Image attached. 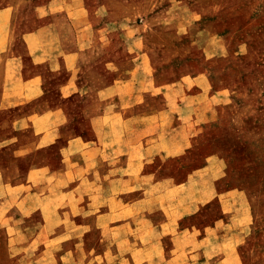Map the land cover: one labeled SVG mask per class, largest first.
<instances>
[{
    "label": "rangeland",
    "instance_id": "1",
    "mask_svg": "<svg viewBox=\"0 0 264 264\" xmlns=\"http://www.w3.org/2000/svg\"><path fill=\"white\" fill-rule=\"evenodd\" d=\"M129 91L135 107L113 103ZM54 110L50 145L36 132L52 129ZM117 110L145 115L134 137ZM106 115L99 131L114 135L99 137L105 150L76 167L69 189L72 246L52 241L66 226L49 222L53 201L26 200L14 217L20 249L0 220V264H136L116 259L127 235L161 240V264H264V0H0L3 182L48 191L52 178L30 183V173L62 169Z\"/></svg>",
    "mask_w": 264,
    "mask_h": 264
},
{
    "label": "crops",
    "instance_id": "2",
    "mask_svg": "<svg viewBox=\"0 0 264 264\" xmlns=\"http://www.w3.org/2000/svg\"><path fill=\"white\" fill-rule=\"evenodd\" d=\"M129 82L123 83V86L121 85V87L124 86H128ZM119 85H115V86H111L109 88H107L106 90H109L110 92H112L110 94L109 97H112L113 101H115V99L113 97L117 96L116 98H119L118 96H120V92H119V88H121ZM103 93L105 92V89L102 90ZM132 91H129L128 96L126 97V99H121V101L118 102H113L116 104H120L122 101L123 103H128L131 104L132 106L130 108H133L136 106L137 102H136V95L134 93V95L131 93ZM135 92V91H134ZM121 97V96H120ZM122 98V97H121ZM134 110H129V113L127 116L122 115V113H120L119 110H117L114 114H116L118 116V118H120V116L122 117L123 123L125 125H130L132 126V129L128 131V133H125L124 135H128V136H135L136 135V128L137 127V123L142 121L145 117V115L143 113L140 114L139 118L138 115L136 113H134ZM60 113L58 112V110H54V111H50L44 118H48L49 120V124H53L52 125V129L50 128L47 132L45 130H40L36 132V134H39L40 136L44 137V138H48V144L51 145L52 142L56 141L57 135V122L58 119L60 117L59 115ZM120 114V116H119ZM107 120V115L106 117L100 118L97 116H94L92 118V125L94 127V134L93 132H91V135L93 136V138L91 139V142L87 139L84 140L82 138H77L75 140H77L76 144L78 145V147L74 150V153L72 152V156L71 157H67L65 159L64 162V167L62 169H56V166L53 167H48V168H37L36 170H33L28 178V182H42V180H45L46 178L51 177L52 178V186L50 187V189L44 193H40V192H25V187L24 185H12V184H7L5 182H3V178L2 176L4 175V167H0V220L1 222H7L8 223V228H9V232L11 234V241L13 242L12 246L16 249H20V246L16 243L18 240V237L20 236V233H24V231H22V225L20 224V227H18L19 223H17L14 219V217H16V214L23 212V210L25 209V201H32V200H49V201H53L51 203L50 206V210H51V223H56V224H66L65 227H63L62 229H56L54 231H62L58 236H55L54 238H52V241H60L63 244L65 243L68 246H72V238L74 236V232L75 234L78 232V230L72 228L71 226H67V221H64L63 217H68V224L70 223L71 220V216H73V208L70 206V200H72V195L70 192V186L76 181V167L82 166L83 164H85V167L89 168V164L91 162H89L90 160V156L92 154H96L98 151H102L104 148L102 147L103 142L101 141V139L99 137L103 136L102 134L104 133V135H109L112 136L114 135L113 130H109L108 132H104L99 131V125L103 124V120ZM146 119V118H145ZM101 120V121H100ZM108 121V120H107ZM106 124V122H105ZM19 131H26L25 127H20L18 128ZM106 130V129H104ZM145 138V137H143ZM41 139H39V143H41ZM37 143V142H36ZM35 143V145H36ZM26 146L28 145H19V147L17 146L14 150L15 152H18L19 150H24L25 148H27ZM44 146V145H41ZM32 149V148H31ZM34 150H36V148H34ZM105 150V149H104ZM33 151V150H32ZM104 152V151H103ZM82 159V162L77 165L74 164L72 161L75 159ZM97 159V156L95 155V157L92 159L93 161H95ZM72 162V163H71ZM138 160H134V162L132 163V165H138ZM10 167H12V164L10 165ZM9 168H6V170H8ZM17 174V173H16ZM88 174V171L86 170V172L84 173V176L86 177ZM132 176H129V178L127 179V177H119L116 180L112 181V183L114 184H122L125 183L127 184V186L131 185L132 181L131 178ZM62 188V190H60ZM143 201V202H142ZM148 200L147 198H145L144 200H141L137 205H142L144 204V206H147L148 204ZM36 206V205H35ZM35 206L32 205L31 208H34ZM54 207V208H53ZM39 209L42 208V205H38ZM34 211V210H33ZM48 210L44 209V205H43V209L42 212L45 213ZM146 211V210H145ZM144 211V214L140 211V212H133L132 214H130V217H135V216H139L138 217H146V213ZM31 212V211H30ZM142 214V215H141ZM86 216H89L88 212H85L82 217H81V222H80V226L83 227V224H85V220H86ZM129 217V216H128ZM134 218H126L125 221V227L127 226H133L134 224ZM147 224V228L145 231H148V227L150 225V229L152 230V222L150 220H147L145 222ZM47 225V224H46ZM160 226V225H159ZM157 226V228L155 229L156 232H158V236L163 237V229L166 227L165 224H161V226L159 227ZM28 231L31 230V228L27 227ZM33 230V228H32ZM47 229V227L45 228H41L39 231L36 232L37 233H42ZM85 230V229H84ZM146 233V232H145ZM36 235H32V237L30 238V240H38L40 237L36 236ZM77 236V235H76ZM82 238V236H80ZM128 237V238H126ZM159 237V238H160ZM161 239V238H160ZM22 247V246H21ZM125 248H128L127 250L124 251ZM163 242L161 240H157L154 241L152 239H146V240H137L136 239H131L129 237V235L124 236V238H122V241L119 242L118 244V248H116L115 254L116 259H120L118 260V263H122V262H128V263H136V264H161L160 262H157V260L155 259V256H153V252H157L158 254L164 256V251H163ZM126 254V256L124 255ZM119 255V256H118ZM120 255H124L121 256ZM115 258V257H114ZM161 259V257H160ZM50 261L53 262V259H49ZM48 260V261H49ZM164 260V258L162 259Z\"/></svg>",
    "mask_w": 264,
    "mask_h": 264
}]
</instances>
